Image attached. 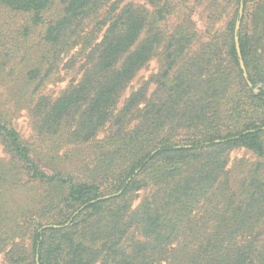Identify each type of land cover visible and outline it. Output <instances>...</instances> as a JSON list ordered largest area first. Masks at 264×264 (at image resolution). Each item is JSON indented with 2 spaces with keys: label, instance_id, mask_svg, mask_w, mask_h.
Masks as SVG:
<instances>
[{
  "label": "trees",
  "instance_id": "trees-1",
  "mask_svg": "<svg viewBox=\"0 0 264 264\" xmlns=\"http://www.w3.org/2000/svg\"><path fill=\"white\" fill-rule=\"evenodd\" d=\"M240 2L0 0L4 264H264V0L249 80Z\"/></svg>",
  "mask_w": 264,
  "mask_h": 264
},
{
  "label": "rangeland",
  "instance_id": "rangeland-1",
  "mask_svg": "<svg viewBox=\"0 0 264 264\" xmlns=\"http://www.w3.org/2000/svg\"><path fill=\"white\" fill-rule=\"evenodd\" d=\"M158 68V64L157 61H153L145 70H143L140 74L139 77H144V78H148L151 74H153L154 72L157 71ZM139 86L137 80L132 84L131 89H129L126 93V95H129L134 89H136ZM51 88V87H50ZM60 86L55 87V90H59ZM15 126L18 129V131L25 137V138H29L31 137L32 134V129H31V125L29 122V118L26 115L25 112H23L20 117L15 121ZM246 151L244 150H240V151H235L232 153L231 155V160L233 161L234 159L237 158H241L246 156L247 158L251 156V153H248L247 155ZM0 155H4L3 153V149L0 146ZM0 264H4V255L0 256Z\"/></svg>",
  "mask_w": 264,
  "mask_h": 264
},
{
  "label": "water",
  "instance_id": "water-1",
  "mask_svg": "<svg viewBox=\"0 0 264 264\" xmlns=\"http://www.w3.org/2000/svg\"><path fill=\"white\" fill-rule=\"evenodd\" d=\"M244 2H245V0H241V2H240L239 15H238V19L236 21L234 38H235L236 49H237L238 58H239V62H240V67L243 71L244 78L246 80H249V75H248V72L246 69L245 62L242 58V51H241V47H240V31H241V25H242V19L244 16V7H245ZM248 83L250 86L252 85L250 82H248Z\"/></svg>",
  "mask_w": 264,
  "mask_h": 264
}]
</instances>
